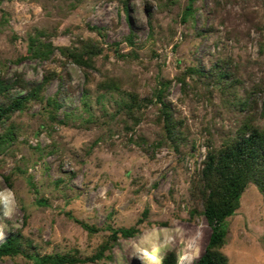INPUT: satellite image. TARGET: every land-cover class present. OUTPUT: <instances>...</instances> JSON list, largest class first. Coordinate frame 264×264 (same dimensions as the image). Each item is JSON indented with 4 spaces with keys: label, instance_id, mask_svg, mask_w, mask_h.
Instances as JSON below:
<instances>
[{
    "label": "rangeland",
    "instance_id": "obj_1",
    "mask_svg": "<svg viewBox=\"0 0 264 264\" xmlns=\"http://www.w3.org/2000/svg\"><path fill=\"white\" fill-rule=\"evenodd\" d=\"M186 2L0 0V103L28 92L0 121V192L13 194L8 215L0 205V240L17 233L19 248L0 264L99 248L72 264H162L172 249L178 264L197 259L210 231L198 181L206 151L244 124L264 131V0H192L183 14ZM30 38L45 56L29 55ZM80 49L87 64L70 55ZM224 221L226 264H264L253 182ZM130 225L134 235L109 237Z\"/></svg>",
    "mask_w": 264,
    "mask_h": 264
},
{
    "label": "trees",
    "instance_id": "obj_2",
    "mask_svg": "<svg viewBox=\"0 0 264 264\" xmlns=\"http://www.w3.org/2000/svg\"><path fill=\"white\" fill-rule=\"evenodd\" d=\"M191 2L192 0H187L183 14L188 12ZM40 48L33 46L32 38L28 40L29 55L45 56L48 48ZM70 55L74 62L87 64V59L92 54L87 50L80 49L77 52H70ZM160 92L161 89L157 88L155 97L159 103L158 111L162 130L166 138L172 139L177 132L176 122L171 109L161 100ZM26 95L12 97L0 103V121L14 109L20 107ZM261 107L264 109V96L261 99ZM242 129L240 134L228 144L218 149H208L204 155L198 181L202 196L201 213L205 217L210 231L203 250L192 264H226V256L219 249L224 240V220L238 206L240 192L247 181L253 182L264 197V131L258 129L257 126L245 124ZM145 213L146 209L144 208L141 215L143 216ZM74 219L84 228L95 229L76 218ZM137 230L133 225L111 228L109 237L114 240L117 233L128 237L134 235ZM17 235V233L8 232L0 240V255L13 254L19 250ZM100 255L101 248L91 256L84 258L65 254H32L30 256L35 263L39 264H72L85 260L92 261ZM162 264H178L177 252L173 249L167 251L162 257Z\"/></svg>",
    "mask_w": 264,
    "mask_h": 264
},
{
    "label": "clouds",
    "instance_id": "obj_3",
    "mask_svg": "<svg viewBox=\"0 0 264 264\" xmlns=\"http://www.w3.org/2000/svg\"><path fill=\"white\" fill-rule=\"evenodd\" d=\"M12 195L13 194L10 191L0 192V205H3L5 209V215H8L10 212Z\"/></svg>",
    "mask_w": 264,
    "mask_h": 264
}]
</instances>
